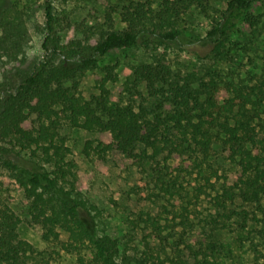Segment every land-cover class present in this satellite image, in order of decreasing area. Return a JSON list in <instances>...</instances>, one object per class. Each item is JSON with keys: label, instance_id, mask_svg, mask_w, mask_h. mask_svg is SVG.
Masks as SVG:
<instances>
[{"label": "trees", "instance_id": "16d2710c", "mask_svg": "<svg viewBox=\"0 0 264 264\" xmlns=\"http://www.w3.org/2000/svg\"><path fill=\"white\" fill-rule=\"evenodd\" d=\"M260 1L227 0L226 8L206 35L190 37L188 44L183 41L186 35L178 27V21L193 6L206 9L209 0H161L157 5L156 0H133L122 7L108 6L103 19L91 13L93 19L76 24L69 12H56L54 0H44L45 26L39 28L44 34V56L27 69L21 67L24 62L21 56L29 39L24 10L13 6L0 18V60L18 63L3 69L0 166L9 170L22 186L29 199L31 221L43 227L45 239H58L59 230H63L69 234L66 246L78 248L89 242L97 264H128L117 239L96 235L85 217L89 207L77 187V162L62 135L67 127L107 135L109 141L100 140L97 146L88 141L86 154L117 152L128 165L158 156L169 145L170 154L178 155L200 152L207 156L221 147L239 170L223 176L216 173L224 180L222 193L217 197L219 208L225 211L228 203L237 199L261 202L264 119L254 107L258 103L252 98L256 91L237 90V95L221 99L219 85L210 80L203 83L202 98L193 90L190 76L173 74L165 62L138 66L127 85L131 84V90H135L138 83H145L154 102H169L172 111L166 117L151 116L152 112L144 105L137 109L133 103L116 102L106 85L114 79L113 67L108 68L101 80L99 94L86 98L80 91L85 74L98 68L100 60L116 49L178 44L200 59L218 57L240 22L250 29L258 25L254 7ZM117 14L125 24L123 29L116 28ZM69 31H73V37L64 42ZM262 93L259 101L264 99V89ZM251 103L253 106L248 107ZM31 115H36L38 123L27 127ZM169 121L175 122L174 125L169 126ZM172 129L182 134L180 142L171 137ZM140 147L144 148L141 152ZM147 148L152 154L147 153ZM23 150H31L33 157L38 158L33 161L35 165L14 161L15 155L20 156ZM147 221L158 226L151 217ZM19 224L7 196L0 193V264H48L41 252L20 237ZM260 234L264 238V227ZM204 242L207 248L198 250L191 242L187 243V248L194 252L193 263L182 258L174 263L216 264L221 245L205 239ZM158 260L159 264L167 262L161 257Z\"/></svg>", "mask_w": 264, "mask_h": 264}, {"label": "rangeland", "instance_id": "374dc122", "mask_svg": "<svg viewBox=\"0 0 264 264\" xmlns=\"http://www.w3.org/2000/svg\"><path fill=\"white\" fill-rule=\"evenodd\" d=\"M130 1L133 0H54V5L58 14L69 12L72 23L76 24L94 16L103 19L108 6L122 7ZM160 1L156 0L155 4ZM226 1L209 0L206 9L193 6L182 15L178 27L185 32L184 43L190 37L203 38L226 8ZM13 6L23 9L28 19L29 39L21 56L24 60L21 67L27 69L44 56V34L39 30L45 26L44 0H0V18ZM254 14L258 17V25L250 29L240 22L218 57L200 59L178 44L116 49L100 60L98 68L85 74L80 91L86 98L99 94L101 80L108 68L113 67L114 79L106 85L116 102L133 103L137 109L144 105L152 112L151 116L166 117L172 111L169 102H154L145 83H138L135 90H131V84L127 85L138 66L165 62L173 74L190 76L193 90L202 98L205 97L203 83L210 80L219 85L221 99L237 95V90L256 91L252 98L258 103L254 107L264 119V99L259 101L264 89V0L255 5ZM115 18L116 28L123 29L125 24L119 14ZM72 37L73 31H69L63 41L68 42ZM2 60L0 90L5 80L3 69L17 63H2ZM251 106L252 103L248 105ZM36 122V115H31L27 127L36 126ZM174 123L169 121L168 125ZM172 133L171 137L180 142L182 134L174 129ZM62 135L77 162V187L89 207L85 217L96 235L117 239L121 255L128 264H159L158 257L166 259V264H175L174 261L181 258L193 263L194 252L187 248V243L191 242L195 250L205 249L204 239L221 245L216 264H264V238L260 234L264 227V198L261 202L237 199L228 203L225 211L217 205L224 180L216 173L223 176L239 170L223 148L216 147L207 156L200 152L178 155L170 154L172 146L169 145L158 156L128 165L117 152L86 154L88 141H93L94 146L100 140L109 141L105 134L67 127ZM143 149L140 147L139 152ZM152 152L147 148L148 154ZM14 161L33 166L38 158L33 157L31 150H23L20 156L15 155ZM11 175L0 166V193L7 196L20 219V237L41 252L48 264H97L89 242L78 248L66 246L69 234L63 230H59L58 239L44 238L43 227L31 221L29 199ZM149 217L158 222L160 230L147 221Z\"/></svg>", "mask_w": 264, "mask_h": 264}]
</instances>
